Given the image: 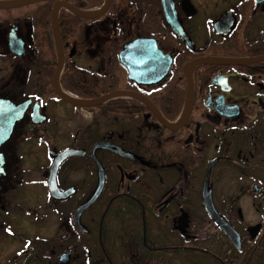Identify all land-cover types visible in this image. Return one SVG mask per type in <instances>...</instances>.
I'll return each mask as SVG.
<instances>
[{"label": "flooded vegetation", "instance_id": "af4514ba", "mask_svg": "<svg viewBox=\"0 0 264 264\" xmlns=\"http://www.w3.org/2000/svg\"><path fill=\"white\" fill-rule=\"evenodd\" d=\"M0 264H264V0H0Z\"/></svg>", "mask_w": 264, "mask_h": 264}, {"label": "water", "instance_id": "95a60500", "mask_svg": "<svg viewBox=\"0 0 264 264\" xmlns=\"http://www.w3.org/2000/svg\"><path fill=\"white\" fill-rule=\"evenodd\" d=\"M215 63H224V61H215ZM72 155H75V152L73 150H64V151L58 153L57 155H55L53 158V162H52L49 177H48V190H49L50 195L54 199H64L67 196L66 193L59 190V188L56 184L55 175H56V170H57L59 164L63 160H65L66 158H68ZM210 168H211V166H209L207 174H209ZM96 195L97 194L94 193L85 203L79 205L76 208V210L74 211L73 216H74V220L77 224H78V218H79L80 214L82 213V211L87 206H89L94 201ZM203 198H204L205 208H206L207 212L209 213V215L220 225V227H222L224 232H226L229 235V237L232 240H234V237L232 235V234H234V232H232L231 230H229L225 227L224 222L220 219L219 215L216 213V211L212 205L210 189H208L207 194L204 193ZM69 255H70L69 253H66V254L62 255L59 260L64 263L67 261ZM63 259H65V260H63Z\"/></svg>", "mask_w": 264, "mask_h": 264}]
</instances>
